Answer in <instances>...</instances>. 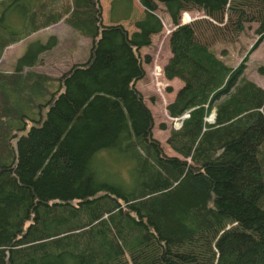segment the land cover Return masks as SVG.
<instances>
[{"label": "trees", "instance_id": "16d2710c", "mask_svg": "<svg viewBox=\"0 0 264 264\" xmlns=\"http://www.w3.org/2000/svg\"><path fill=\"white\" fill-rule=\"evenodd\" d=\"M138 1L128 33L130 0H111L108 24L98 0H0V55L59 20L91 40L58 77L31 69L54 35L0 71V264H264V89L209 49L200 19L179 22L201 11L221 24L202 20L212 42L254 22V45L264 0ZM157 2L173 25L162 74L181 82L165 108L187 113L165 140L180 157L151 137L134 87Z\"/></svg>", "mask_w": 264, "mask_h": 264}, {"label": "rangeland", "instance_id": "374dc122", "mask_svg": "<svg viewBox=\"0 0 264 264\" xmlns=\"http://www.w3.org/2000/svg\"><path fill=\"white\" fill-rule=\"evenodd\" d=\"M98 1L101 7L103 23L108 24V9L111 0ZM130 2V14L127 19L121 20V24L128 33L134 30L132 24L133 21L142 15V7L140 6L139 1L130 0ZM155 14L159 18L162 27L160 32L151 36L149 46L141 47L137 50L142 59L145 55H148L150 61L148 63L144 61L141 62L145 73L141 79L135 82L134 87L140 93L144 105L150 111L152 117L150 131L151 137L159 143L164 155L180 157L167 145L165 141L168 134L176 129L173 125L174 119L167 114L165 106L173 100L176 91L181 86V82L179 80L172 78V80L170 79L168 82L162 74V66L165 64L170 55L166 39L170 32L169 27L173 28V25L170 23L168 17L163 11V5L159 2H157ZM185 17H189L191 21L200 19L201 22L199 25L202 29L197 30V32L204 37L201 38L202 40L209 43V49L228 66L236 67L239 63H242V76L253 81L261 88H264V39L253 45L257 39V36L253 32L255 28L254 22L246 24L244 29L240 31L236 38L232 40H219L220 35H218V33H220V31L217 30V34H215V39L217 40L212 42L213 27L211 26L220 27L221 24L216 23L211 18L206 17L201 11L197 10H190L182 16L180 13V24L183 20H185ZM205 19L210 22L211 26L205 25L204 28L202 20ZM191 21L186 23H191ZM58 22H61V24H58L56 27L51 29L54 30V32H57V45L52 51H47L44 55H42V57H39V63L31 68L34 71L42 72L53 77H58L62 73L66 72L72 64L85 62L88 58L91 46L90 39L83 38L77 33L75 34L73 32L76 36L72 34L68 36V33H66L63 29L66 25L63 21L59 20ZM167 30H169V32L165 33ZM68 32L71 31L69 30ZM38 35L39 33L33 35V37H37ZM49 35L51 34H48L47 37ZM72 41L75 44L71 46L72 49L68 55L66 54L65 45L71 44ZM28 43L23 44L20 51H15V49H13L9 55H7V53L5 55H0V71L10 72L17 55H21L24 52ZM211 112L212 110L208 115H206V118L211 114ZM100 170H104V167H101Z\"/></svg>", "mask_w": 264, "mask_h": 264}, {"label": "crops", "instance_id": "0c3cea01", "mask_svg": "<svg viewBox=\"0 0 264 264\" xmlns=\"http://www.w3.org/2000/svg\"><path fill=\"white\" fill-rule=\"evenodd\" d=\"M58 24H61V22H58L56 24H53V25H50V26L45 27L43 29H40L39 31H37V32H35V33H33V34H31V35H29V36L21 39L20 41L14 43V44H11V45H9L7 47H5L4 50L2 51V54L1 55H5L6 53H7V55H9L10 52L13 51V49H15V51H20L23 44L28 43V42H30L32 40H39L40 42H43L45 40V38L47 37L48 34L54 35L56 37L57 36V34H56L57 32H54V30H51V29H53L54 27H56V25H58ZM65 28H67V29H65ZM63 29L65 30L66 33H68V36L70 34L75 35L71 30H70L71 32H68L69 31L68 30V27L65 26ZM37 33H39V35L37 37H33V35H35ZM56 39H57V37H56ZM57 42H58V39H57ZM74 44L75 43L72 41L71 44H66L65 45L66 46V54H68V55L70 54V51L72 49L71 46H73ZM56 45H57V43H56ZM55 46L53 48L49 49L48 51H52L55 48ZM63 49H65V48H63ZM45 52H47V51H45ZM45 52L41 53L39 57H42V55H44ZM17 56H19V55H17ZM168 82H169V80H168Z\"/></svg>", "mask_w": 264, "mask_h": 264}, {"label": "built area", "instance_id": "2783aa9c", "mask_svg": "<svg viewBox=\"0 0 264 264\" xmlns=\"http://www.w3.org/2000/svg\"><path fill=\"white\" fill-rule=\"evenodd\" d=\"M184 13H186V12L181 13V16L184 15ZM189 21H191L190 18H189V17H185V20H183L181 24L186 23V22H189ZM169 29L171 30L172 28L169 27ZM168 32H169V30H167L165 33H168ZM160 73H161V71H160ZM186 116H187V113H186V111H185V112H183L181 115H179L178 117H173V119H174L173 122H176V121L179 122V125H174V123H173V125H174L175 128H176L175 130L178 129V127L180 126L181 121H182L183 118H185ZM203 119H204V121L212 122V119H213V110H212L211 114H210L207 118L204 117Z\"/></svg>", "mask_w": 264, "mask_h": 264}, {"label": "water", "instance_id": "95a60500", "mask_svg": "<svg viewBox=\"0 0 264 264\" xmlns=\"http://www.w3.org/2000/svg\"><path fill=\"white\" fill-rule=\"evenodd\" d=\"M172 29H173V28H172ZM172 29H171V30H172ZM171 30H170V31H171ZM40 113L42 114V117H44V110H43V108L40 109ZM174 125H179V122H178V121L174 122ZM19 134H24V131H20ZM143 222H145V221H143ZM144 224H145V223H144Z\"/></svg>", "mask_w": 264, "mask_h": 264}, {"label": "bare ground", "instance_id": "6f19581e", "mask_svg": "<svg viewBox=\"0 0 264 264\" xmlns=\"http://www.w3.org/2000/svg\"><path fill=\"white\" fill-rule=\"evenodd\" d=\"M184 69V68H183ZM192 70V69H191Z\"/></svg>", "mask_w": 264, "mask_h": 264}]
</instances>
